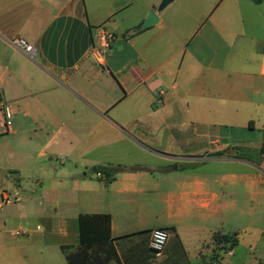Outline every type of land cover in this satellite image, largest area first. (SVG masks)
Here are the masks:
<instances>
[{
  "label": "crops",
  "instance_id": "0c3cea01",
  "mask_svg": "<svg viewBox=\"0 0 264 264\" xmlns=\"http://www.w3.org/2000/svg\"><path fill=\"white\" fill-rule=\"evenodd\" d=\"M160 1L0 0V191L11 199L0 207V255L11 251L19 264H29L26 259L37 247L30 239L38 233L54 239L53 247L68 264L65 254L77 247V217L84 213L110 215L121 264H203L221 247L212 236L227 234L217 229L234 204L228 202L223 177L201 176L191 165L202 154L229 147L264 155V37L247 28L263 0H243L246 8L240 0L223 7L218 2L211 15L193 18L192 31L181 40L175 0L157 10ZM149 11L157 21L141 28ZM102 32L113 39L107 51L102 49L105 55L97 57ZM15 38L33 48L32 59L11 43ZM182 101L176 111L183 110L194 126L241 119L238 127L251 135L195 131L191 148L179 149L175 135L152 147L127 134L128 142L143 150L112 151L102 162L92 158L100 144V123L112 132L182 124L175 117ZM3 105L11 113L8 129ZM105 142L110 144L109 137ZM35 147L40 149L31 154ZM79 148L89 158L78 157ZM56 153L73 169L89 166L91 173L65 170L58 178L50 156ZM98 166L110 175L93 171ZM255 166L264 171V163ZM35 168L43 176L26 181ZM53 173L56 178L49 177ZM156 228L169 234L159 257L149 248L150 231ZM74 232L75 240L68 242ZM239 246L236 234L230 255L213 264H224ZM252 249L248 244L247 251ZM0 264H5L1 257Z\"/></svg>",
  "mask_w": 264,
  "mask_h": 264
},
{
  "label": "rangeland",
  "instance_id": "374dc122",
  "mask_svg": "<svg viewBox=\"0 0 264 264\" xmlns=\"http://www.w3.org/2000/svg\"><path fill=\"white\" fill-rule=\"evenodd\" d=\"M230 0H175V31L177 32V37L181 40L184 36L188 35L194 25V19L204 16L211 15V12L218 2H221L220 7L228 4ZM241 1V8H246ZM232 6V4H230ZM245 6V7H244ZM158 7V6H157ZM260 13L258 14L256 10L252 17V26H247L248 32L255 34L256 36L264 37V0L259 8ZM220 10L213 11L214 14L218 13ZM234 17L237 18L236 14ZM249 17V15H247ZM194 18V19H193ZM105 50V49H104ZM107 51V50H105ZM107 53V52H106ZM105 52L103 53V56ZM187 101V100H186ZM185 101L179 102L175 108L176 120L182 121V124H176L164 126L159 123L147 125V126H130L123 127L126 132H112L105 128V126L100 123V141L99 148L94 151L92 158H96L98 161L102 162L105 159V154L109 152H119V151H129V152H140L143 148L137 144H131L128 142V135L136 136L139 140L146 143L148 146H157V144L164 143L165 140L171 136L175 135L176 143L175 146L179 149L190 147V141L192 140V134L200 131H209L213 134L220 135H230L231 138H241L251 135L247 133V130L240 129L237 123L240 121H228L222 126H206L199 127L187 121L186 113L176 111V109L183 108ZM155 106L158 103L155 102ZM260 123H256L257 128H260ZM254 135L260 138V133L256 132ZM109 137L110 144H107V138ZM2 141V140H1ZM1 143V142H0ZM6 148L11 147V142L8 140L2 141ZM220 144L227 146V142L220 140ZM191 148V147H190ZM255 148V147H254ZM40 148H30L31 154L38 151ZM257 149V148H256ZM235 148L229 147L227 150H221L217 153H206L202 154L198 161L191 165L199 175L208 174L211 179L215 176L223 177L224 183L227 185V199L230 203L233 202V206H229L227 212L224 214V221L218 227V231L227 234L236 233L240 241V246L236 250L232 258H227L224 264H252L256 263L257 259L264 261V171L255 165L260 162L264 163V155H260L257 150L243 149L239 148L238 151ZM233 151V155H226L225 152ZM75 153L78 157L89 158V154L84 150L80 149ZM57 154V153H56ZM51 161L54 166L59 170L60 174L57 175L58 178L63 176L65 170L74 171L75 174H79L82 171L89 174L91 173V167L86 169L78 167L77 170L73 169V163L69 159L65 158L63 155H50ZM261 157L263 159H261ZM246 160L248 162H246ZM253 162V163H250ZM102 163H99L100 165ZM254 164V165H253ZM97 166V165H96ZM30 178L26 181L34 182L40 175L43 176L42 171L39 169L30 170L28 173ZM237 177V184L232 185L234 181L233 177ZM47 177V175H46ZM49 177L56 178L55 173L51 174ZM242 177V179L240 178ZM11 179L13 176L10 177ZM66 180V179H63ZM69 181V179H67ZM254 182V183H252ZM253 210V211H252ZM38 224L33 223V227ZM9 240H12L9 234H7ZM30 243H34L36 251L33 255L29 256L26 260L29 264H66L64 258L60 254V251L54 246V239L46 237L44 234H34L31 236ZM74 237L71 234L68 242ZM21 238H15L14 241ZM13 241V240H12ZM221 244V243H218ZM252 244V250L247 251V245ZM219 247V246H217ZM225 244H221V247L217 248V253L212 254L210 257L204 260L203 264H213L220 260L222 254H226L223 248ZM220 251V254H219ZM228 256V255H227ZM5 264H19L16 259L17 256L11 251H5L0 255ZM27 263V262H26Z\"/></svg>",
  "mask_w": 264,
  "mask_h": 264
},
{
  "label": "trees",
  "instance_id": "16d2710c",
  "mask_svg": "<svg viewBox=\"0 0 264 264\" xmlns=\"http://www.w3.org/2000/svg\"><path fill=\"white\" fill-rule=\"evenodd\" d=\"M259 3L261 0H252ZM93 171L110 175L105 167ZM213 241L225 244V251L236 243V234H213ZM77 247L65 254L68 264H121L110 234V215L105 213L79 214L77 217Z\"/></svg>",
  "mask_w": 264,
  "mask_h": 264
},
{
  "label": "built area",
  "instance_id": "2783aa9c",
  "mask_svg": "<svg viewBox=\"0 0 264 264\" xmlns=\"http://www.w3.org/2000/svg\"><path fill=\"white\" fill-rule=\"evenodd\" d=\"M113 39V35L110 33L102 32L100 34V48L101 50H97L96 54L97 57H102L104 51L102 49L108 47V43ZM11 43L19 48L27 57L33 58L34 57V50L33 48L26 44L25 41L19 38H15L11 40ZM1 115L3 120V126L5 129H8L11 125V113L8 106L3 105L1 107ZM11 203V199L6 191H0V207L4 205H8ZM168 232L162 228H156L150 231V238H149V248L155 257H159L163 247L165 246L167 239H168ZM230 255V252H228Z\"/></svg>",
  "mask_w": 264,
  "mask_h": 264
},
{
  "label": "water",
  "instance_id": "95a60500",
  "mask_svg": "<svg viewBox=\"0 0 264 264\" xmlns=\"http://www.w3.org/2000/svg\"><path fill=\"white\" fill-rule=\"evenodd\" d=\"M171 2V0H161L157 10L163 9L166 5H168ZM157 21V17L155 16L153 11H149L148 14L146 15L145 19L141 23V28H146L151 25H153ZM232 151H229L226 153V155H230Z\"/></svg>",
  "mask_w": 264,
  "mask_h": 264
}]
</instances>
